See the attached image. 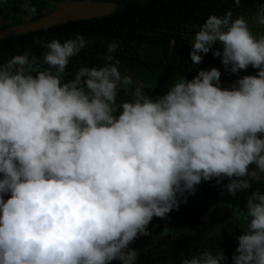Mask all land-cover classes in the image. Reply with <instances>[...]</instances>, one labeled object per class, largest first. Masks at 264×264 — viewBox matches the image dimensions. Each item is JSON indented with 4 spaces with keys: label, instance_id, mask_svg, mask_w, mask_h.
<instances>
[{
    "label": "clouds",
    "instance_id": "1",
    "mask_svg": "<svg viewBox=\"0 0 264 264\" xmlns=\"http://www.w3.org/2000/svg\"><path fill=\"white\" fill-rule=\"evenodd\" d=\"M19 8L36 11L31 0ZM251 21L264 29V2ZM38 43L39 56L25 50L0 63V264H138L141 249L129 245L158 238L147 228L153 217L167 218L202 181L233 197L264 181V31L254 34L244 14L207 15L190 43L193 66L211 51L236 74L229 88L211 67L150 96L119 70L115 40L100 66L65 79L91 39ZM249 66L254 75H239ZM242 215L230 264H264V191L232 213ZM226 260L221 248L204 249L179 264Z\"/></svg>",
    "mask_w": 264,
    "mask_h": 264
},
{
    "label": "trees",
    "instance_id": "2",
    "mask_svg": "<svg viewBox=\"0 0 264 264\" xmlns=\"http://www.w3.org/2000/svg\"><path fill=\"white\" fill-rule=\"evenodd\" d=\"M106 1L116 6L114 12L107 16L75 20L0 39V63L25 50L39 56L43 51L38 43L41 38H56L63 42L79 32L86 40L91 39L92 43L70 58L66 66L69 75L65 79H70L74 69L81 65L100 66L105 44L113 40L119 44L115 58L120 61L118 67L121 72L126 69L134 76L149 73L171 80L182 75L191 79L196 75V66L192 65L189 58L190 43L193 33L207 15L219 16L231 9L233 16L244 14L250 24L255 25L251 21L252 13L257 4L264 2L240 0V6L235 7L233 0ZM20 2L0 0V20L5 22L6 27L37 19L50 7L46 0H31L36 11L28 14L20 10ZM252 31L255 34L264 29L255 25ZM214 58L210 51L203 55L202 60L209 64ZM251 71L256 70L251 68ZM144 91L156 96L162 95L165 89L144 87ZM256 189L264 191V181L253 183L251 189L239 192L234 197L214 181H202L194 194L188 195L187 201L181 203L178 209L170 211L167 218L153 217L147 228L158 238L139 236L129 245L132 249H141L138 264H179L181 258L189 257L190 254L204 249L214 252L217 248H221L227 257L225 264H230L237 244L235 236L240 234L239 226L244 219L243 215L237 219L232 213L236 210L242 212L247 196ZM157 223L177 231L194 232L195 235L174 239L170 234H159L157 230L151 229L150 224L154 228ZM111 264L118 262L112 261Z\"/></svg>",
    "mask_w": 264,
    "mask_h": 264
},
{
    "label": "water",
    "instance_id": "3",
    "mask_svg": "<svg viewBox=\"0 0 264 264\" xmlns=\"http://www.w3.org/2000/svg\"><path fill=\"white\" fill-rule=\"evenodd\" d=\"M46 2L53 7L51 12L45 13L37 19L1 29L0 39L75 20L107 16L116 9L113 2H108L106 0H46ZM231 86L232 84L229 83H225L224 85V87Z\"/></svg>",
    "mask_w": 264,
    "mask_h": 264
},
{
    "label": "flooded vegetation",
    "instance_id": "4",
    "mask_svg": "<svg viewBox=\"0 0 264 264\" xmlns=\"http://www.w3.org/2000/svg\"><path fill=\"white\" fill-rule=\"evenodd\" d=\"M54 1H59V0H54ZM94 1H101V0H94ZM50 6V5H49ZM53 10V7L50 6L49 8H46L44 10L45 13H48V12H51ZM4 21H1L0 20V30L3 29V28H6ZM254 26L253 24H250V27L252 29H254ZM171 44H173V42L171 41ZM204 60H202L198 65H195L196 66V72L199 70V69H202L203 67L206 68H211V67H216L217 69L220 70V80H221V87L222 88H229V87H224L225 83H229V84H233L235 79L237 78L236 74H231V73H227L225 72L224 68L222 67L221 63H220V59L218 57H215L211 63H205ZM248 74H252L254 75L255 74V71H251V67L249 66L246 70H241L239 72V75H248ZM132 77L134 76L133 74H130ZM134 81L136 82H139L141 83L144 87H149V88H164L166 89V86L170 85L172 80L171 79H166L165 77H162V78H158L152 74H149V73H142V74H139V75H135V79L133 78ZM166 82L164 83V85H161L159 84V82ZM254 165H249V168L250 169H254ZM157 233H162L160 231H156Z\"/></svg>",
    "mask_w": 264,
    "mask_h": 264
},
{
    "label": "rangeland",
    "instance_id": "5",
    "mask_svg": "<svg viewBox=\"0 0 264 264\" xmlns=\"http://www.w3.org/2000/svg\"><path fill=\"white\" fill-rule=\"evenodd\" d=\"M132 78L135 79V76H133ZM164 83H166V82L165 81L164 82H159V84H161V85H164ZM150 227H151V229H154V230L162 232L164 226H162L161 224L157 223V225L154 226V228L152 227L151 224H150Z\"/></svg>",
    "mask_w": 264,
    "mask_h": 264
}]
</instances>
